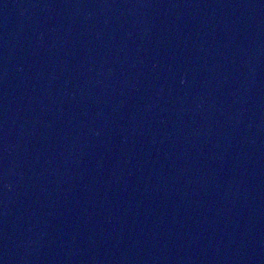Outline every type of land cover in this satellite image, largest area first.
Listing matches in <instances>:
<instances>
[{"label":"water","instance_id":"obj_1","mask_svg":"<svg viewBox=\"0 0 264 264\" xmlns=\"http://www.w3.org/2000/svg\"><path fill=\"white\" fill-rule=\"evenodd\" d=\"M0 264H264V0H0Z\"/></svg>","mask_w":264,"mask_h":264}]
</instances>
